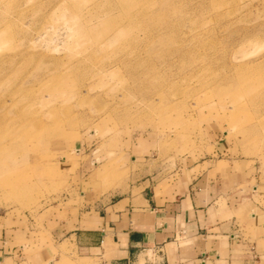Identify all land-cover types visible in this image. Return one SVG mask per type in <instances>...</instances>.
I'll return each instance as SVG.
<instances>
[{
    "label": "rangeland",
    "instance_id": "1",
    "mask_svg": "<svg viewBox=\"0 0 264 264\" xmlns=\"http://www.w3.org/2000/svg\"><path fill=\"white\" fill-rule=\"evenodd\" d=\"M203 162L264 210V0H0V221Z\"/></svg>",
    "mask_w": 264,
    "mask_h": 264
},
{
    "label": "crops",
    "instance_id": "2",
    "mask_svg": "<svg viewBox=\"0 0 264 264\" xmlns=\"http://www.w3.org/2000/svg\"><path fill=\"white\" fill-rule=\"evenodd\" d=\"M212 167L79 193L81 205L41 229L0 221V264H264V210L230 197Z\"/></svg>",
    "mask_w": 264,
    "mask_h": 264
}]
</instances>
